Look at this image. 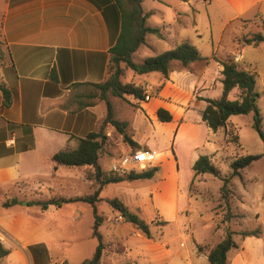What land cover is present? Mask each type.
<instances>
[{
  "label": "crops",
  "instance_id": "obj_1",
  "mask_svg": "<svg viewBox=\"0 0 264 264\" xmlns=\"http://www.w3.org/2000/svg\"><path fill=\"white\" fill-rule=\"evenodd\" d=\"M141 8L146 14L145 24L158 28L161 33L160 36L147 33L145 42L141 44L153 50L152 55L173 47L183 39L191 42L193 37L200 39L203 31H207L214 45L211 56H215L222 40L232 41L237 34L242 35L245 23L255 20L264 25V0H142ZM233 23L237 26L231 28ZM119 28V10L114 0H3L0 14V78L13 95L11 104L4 107L0 94V240L10 250L2 259L5 264H48L51 245L60 237L58 221L65 218L72 232L76 233L82 218V211L75 206L49 205L41 209L39 205L32 204L34 211L29 209V205L26 208H19L17 204L3 206L7 197L11 194L18 196L23 190L32 201L54 196H80L63 194L66 188L64 181L73 179L84 182L86 166L55 165L51 156L66 146L73 147L76 137H84L99 128L106 115V99L112 106L114 118L127 122V134L129 130H134L137 118L127 120L119 115L128 108L137 109L135 105L141 102L130 95L118 97L108 92L104 99L94 86L108 77L109 48L115 42ZM159 45L164 50H157ZM221 46L223 53L237 55L240 60V54L228 42ZM138 48L132 56L139 52ZM202 57L188 64L190 67L171 71L158 95L174 98L175 87L189 79L193 88H200L199 96L211 98L203 94V89H206L203 88V74L206 66L213 63L209 83L219 91L216 92L219 96L221 82L217 89L216 81L221 79V66L217 60L223 59ZM203 60L204 63H200ZM196 64L202 65L198 67ZM152 73L157 74L153 76L159 83V73L136 74L129 68L125 69L121 80H131L144 87L150 85L147 79ZM151 100L152 97L144 103ZM196 103H199V113L191 125L202 134L192 142L191 166L199 155L206 154L214 159L218 157L226 135L222 129L212 131L201 120L200 112L206 102L200 99ZM183 107L179 111L181 114L189 106L185 104ZM231 116L228 121L235 125ZM104 132L109 143L104 145L106 151L103 154L109 159L131 150L126 144L127 150L123 141L118 142L120 135L114 138L112 125L107 124ZM131 135L141 147L145 146L134 139L133 132ZM112 136L115 145L109 141ZM121 143L124 144L121 146ZM155 153L157 156L158 152ZM189 185L190 182L185 185L187 198H182V209L187 207ZM41 195L46 196L42 199L39 197ZM98 198L102 199L100 194ZM124 201L131 207L136 206L131 197ZM89 206L93 214V208ZM113 211L110 206L109 214ZM177 213L176 209L172 212L174 219ZM111 233L110 237L117 240L116 234ZM183 234L181 231L177 233L180 242L175 251L167 250L160 244L156 246L145 237L130 236L125 239L132 245L162 249L171 259L179 257L182 264H207L206 254L198 252L196 248V243L201 242L197 241L193 232ZM259 242L263 243L261 239ZM243 245L246 243L242 241L231 257L227 254L228 264H253L247 255L249 249ZM147 258L148 263L149 259L152 262L155 260L150 256Z\"/></svg>",
  "mask_w": 264,
  "mask_h": 264
},
{
  "label": "rangeland",
  "instance_id": "obj_2",
  "mask_svg": "<svg viewBox=\"0 0 264 264\" xmlns=\"http://www.w3.org/2000/svg\"><path fill=\"white\" fill-rule=\"evenodd\" d=\"M2 5L3 0H0V14ZM235 26H237L236 23L230 25L231 28ZM263 26L255 20H251L243 25L244 31H242V35L237 34L232 41L222 40L223 44L228 42L229 45L233 46V50H237L240 54V60L237 55L233 56L229 52L223 53L222 43L216 50V55L211 56L214 45L213 39L210 38V33L207 31H203L200 39L193 37L192 42H190L199 49L203 56H208V59L220 58L224 60L228 57H233L234 60H239L237 63L240 66L254 73L255 89L258 92L257 105L263 115L264 129V39L256 44L245 42L247 38H251L256 33L261 32L264 35ZM156 48L157 50H164L161 49L163 47L160 45ZM138 51L137 54L132 56L133 61L136 63L142 62L145 57L152 55L154 52L142 45L139 46ZM204 61L200 63H204ZM196 65L199 67L202 64ZM186 67L190 66L187 65ZM182 68L184 67L178 62L173 64V70ZM204 71L203 88L206 89H203V91L205 90L203 94L213 98L219 93L209 83L213 72V63L208 64ZM155 74H150L147 79L151 82L149 94L152 100L146 103H144L146 100L140 101V105L136 106L138 107L137 109L132 108L133 110H129L128 108L119 116H123L122 119L127 120H131L134 117L137 118V121L134 122V130L128 131L129 136L131 137L133 132L134 139L145 144L141 148L149 149L151 147L153 148L151 150L158 152L150 165L157 166V170L150 178L130 179L125 175L126 178L124 180L103 186L104 188L99 193L102 199L97 201L96 208L97 214L103 218L99 231L105 245L100 264H182L179 257L176 256L171 259L162 249L159 250L156 247L145 248L132 245L126 241L125 238L130 236L138 238L145 236L130 223L124 222L122 218L115 219L118 212H115L114 209V213L109 214L110 206L107 204L106 199L112 197L120 199L149 223L152 238L148 239L156 246L160 244L162 247H166L167 250L175 251L180 242L177 233L181 231L185 235L193 232L197 241L204 245L205 249L202 252L206 254V250L209 247L221 240L226 229H230L235 232L233 239L237 246L228 251L229 257L235 252V249L240 247L243 241V243H246L245 246L243 245L244 248L249 249L247 255L253 260V264H264V155L243 168L240 172L241 177L233 176L229 180L228 186L232 189V193L229 196V204L235 216L229 221L222 222L221 218L225 210L224 201L220 194V186L223 183L222 178L209 173L195 174L190 165L192 142L202 134L198 128L191 125L199 113V103L195 104V102L200 100V98L196 99V96L201 97L198 95L200 94V88L198 86L193 88V84L188 79L186 83L183 82V84L175 87L174 98L163 97L158 95L156 90L159 83L153 76ZM219 82L220 80L217 79V89L220 87ZM238 93L239 91L234 88L230 91L228 97L231 99L235 98ZM185 104L189 106L188 110L181 114L179 111ZM159 107L172 110L171 112L168 110L171 114L169 121L162 122L158 119L154 112ZM231 118L235 122V125L231 123L232 134L238 136V141L228 140L229 138L225 139L221 143L220 155L215 157V159L211 158L212 162L220 169L222 177L229 174V163L236 156L260 154L263 151L262 141L251 125L252 114H236L232 115ZM113 136L118 138L116 132H114ZM113 136L109 138V141L115 145L116 141H114ZM118 142H122V140H118ZM107 143L109 142L106 140L105 144ZM124 143L120 145L122 146ZM127 145L125 146L127 150L129 148L134 149V147L128 148ZM104 151H106L105 146L100 151L98 162L103 172L108 175L110 174L109 164L114 158L109 159L103 154ZM87 170L92 171V168L86 166ZM133 171L138 173L142 169L136 166ZM187 182H190L187 207L182 209L184 206L182 198H187L185 195ZM16 186L23 188L20 184ZM64 186L66 188L63 190V194L67 196L71 194L88 195L96 187L93 180L87 178L84 182L66 179ZM26 195V190H23L18 196L11 194L6 200L16 197L20 199L17 206L26 208L28 203L32 202ZM45 196L41 195L39 197L44 199ZM129 197L134 202L133 204L136 205L135 207H131L130 204L124 201ZM62 205L78 207L82 211V218L76 233L72 232V227L65 218L58 221L61 226L60 237L56 238L51 245L52 249L48 264H60L61 260H66L68 264H78L92 257L97 244L96 238L91 235L93 224L92 210L86 202H67ZM29 206V209L34 211L35 208L32 204ZM175 209L176 211L178 210L176 219L172 215ZM163 220L165 223L160 224V221ZM242 229H258L260 234L259 236L242 238L239 234ZM111 232L116 234L117 240L110 237ZM260 239L263 243L259 242ZM149 256L155 260L152 262L149 259L150 262L148 263L147 257ZM2 259L0 264H5L6 262Z\"/></svg>",
  "mask_w": 264,
  "mask_h": 264
},
{
  "label": "trees",
  "instance_id": "obj_3",
  "mask_svg": "<svg viewBox=\"0 0 264 264\" xmlns=\"http://www.w3.org/2000/svg\"><path fill=\"white\" fill-rule=\"evenodd\" d=\"M119 10L120 28L115 42L109 48L108 61V77L105 81L95 83L100 91V96L106 99L105 95L108 92L113 96L124 97L130 95L137 101H144V87L136 84L133 81H122L121 76L124 75L125 69L129 68L136 74H147L150 72H157L160 74L159 88L163 86L169 78V74L173 71V64L178 62L182 67L188 64L203 59L199 49L192 44L188 39H183L177 42L173 47H170L158 54L146 57L142 62L136 63L132 60V53L145 42L147 33H153L158 36L161 35L160 30L156 27H150L145 24L146 14L141 8L142 0H114ZM264 39V35L259 32L254 34L251 38H247L245 42L256 44ZM221 66V93L217 97L202 98L206 102L205 107L200 112L201 120L212 130L217 131L222 129L225 131L223 141L233 139L238 141V136L232 134V124L228 121L231 115L236 114H252V127L257 132L262 141L263 151L260 154H245L236 156L230 163V172L226 176L220 175V169L212 162L210 156L206 154L199 155L192 164V170L195 174L209 173L214 176L222 178L223 183L220 186V194L224 201V213L221 221H229L235 215L233 214L229 196L232 193L231 187L228 186L229 180L233 176L241 177V170L250 165L254 160L264 155V129H263V115L257 105L258 92L255 89L254 73L240 66L233 57H228L224 60H217ZM236 88L239 93L235 98H229L228 95L231 90ZM0 94L2 106L8 107L12 102V91L6 85L5 81L0 78ZM137 106V105H135ZM158 119L162 122L169 121L171 114L168 110L159 107L156 110ZM110 124L114 127L115 132L121 136V140L127 143L134 149H140L141 146L134 141L126 132L127 122L120 121L114 118L112 106L109 100L106 99V115L102 120L99 128L96 131L88 132L84 137H76L75 145L73 147L66 146L54 152L51 156L55 165L66 167H80L89 166L92 171L84 170L85 177L93 180L96 185L93 192L88 195H80L74 197L54 196L45 200H35L29 202L30 204L39 205L41 209H46L49 205L60 207L67 202H86L93 208V224L91 235L96 238L97 244L93 255L90 259L81 261L78 264H100L101 256L104 250V243L102 235L99 231L103 218L97 214L95 203L102 187L108 183H115L124 180L126 177L130 179L150 178L157 170V166H148L140 172L133 170L126 174L111 175L106 174L101 169L98 163V157L102 150L107 136L104 132V127ZM126 175V177H125ZM106 202L121 216L124 222L130 223L135 229L140 231L145 237L152 238L149 223L141 218L137 213L131 210L117 197L106 199ZM16 197L3 202V206H10L17 204ZM165 221H160L164 224ZM235 232L226 229L224 236L215 245L206 250L207 264H228V251L237 246L233 239ZM242 238L246 236H259L258 229H242L239 232ZM31 248V247H30ZM198 252H202L204 245L196 243ZM10 250L0 240V260L9 254ZM60 264H68L65 260Z\"/></svg>",
  "mask_w": 264,
  "mask_h": 264
},
{
  "label": "built area",
  "instance_id": "obj_4",
  "mask_svg": "<svg viewBox=\"0 0 264 264\" xmlns=\"http://www.w3.org/2000/svg\"><path fill=\"white\" fill-rule=\"evenodd\" d=\"M150 85L146 84L144 87V100L150 99ZM156 157L155 150L151 149H131L127 152L120 153L117 157L111 161L109 164V172L113 175L116 174H126L127 172L134 169V167H139L143 169L149 166L154 158ZM115 219H121L118 215Z\"/></svg>",
  "mask_w": 264,
  "mask_h": 264
}]
</instances>
